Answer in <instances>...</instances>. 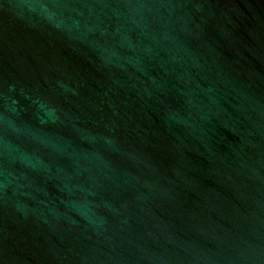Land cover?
<instances>
[{
	"label": "water",
	"instance_id": "95a60500",
	"mask_svg": "<svg viewBox=\"0 0 264 264\" xmlns=\"http://www.w3.org/2000/svg\"><path fill=\"white\" fill-rule=\"evenodd\" d=\"M0 264H264V0H0Z\"/></svg>",
	"mask_w": 264,
	"mask_h": 264
}]
</instances>
